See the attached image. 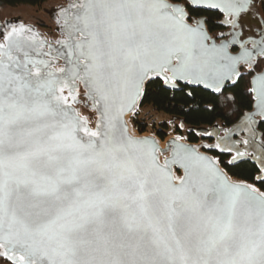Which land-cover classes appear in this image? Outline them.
Masks as SVG:
<instances>
[{
  "label": "snow or ice",
  "instance_id": "obj_1",
  "mask_svg": "<svg viewBox=\"0 0 264 264\" xmlns=\"http://www.w3.org/2000/svg\"><path fill=\"white\" fill-rule=\"evenodd\" d=\"M257 2L65 0L55 46L31 26L0 27V264H264V192L191 149L177 187L154 142L127 136L122 119L154 76L220 93L242 66L251 75L264 30L231 55L236 40L207 43L191 13L218 9L236 29ZM251 83L264 116V69ZM79 85L94 129L74 108Z\"/></svg>",
  "mask_w": 264,
  "mask_h": 264
},
{
  "label": "water",
  "instance_id": "obj_2",
  "mask_svg": "<svg viewBox=\"0 0 264 264\" xmlns=\"http://www.w3.org/2000/svg\"><path fill=\"white\" fill-rule=\"evenodd\" d=\"M168 2L171 3L169 0ZM63 4H65V0L62 3L56 5L55 7L50 8L49 10H44V14L53 25L52 33L55 35V37L53 38L48 37L44 33L40 32L36 25L22 22V20L19 17L11 18L3 22L0 21V27H3L10 22L22 23L24 25L31 26L40 35L41 38L45 39L46 41L52 43L55 46V41L61 38L60 33L57 31V25L55 23L57 19L56 10H58L59 7ZM198 10H202L207 13H218L222 16V20L219 23V25L227 30L219 33L215 39L210 36L207 30L206 27L207 19L205 17H200L197 19H201L205 22L204 30L209 38L207 43L209 44L215 43L217 46H219L221 44L229 43L230 41L235 39L236 40L235 44L229 43L228 52L231 55H236L237 52L240 51V44L242 43V34L239 30V26L236 29H233L230 25H226L222 23L225 17L224 14L219 12L218 9H198ZM248 13L249 12L242 14L238 18V23L239 20L243 16H246ZM197 19H192V21H195ZM257 19L259 20L261 31L264 30V24L262 20H260L259 18ZM234 33L235 35H233ZM259 33H258V39L256 40L260 39ZM251 41L253 40H250L245 43V46L248 49H252ZM233 49H236L237 52L233 53L232 52ZM45 51H47L46 48ZM63 63H64L63 60L56 61V67L57 68L62 67ZM244 67L246 66H242L240 69L242 68L244 69ZM262 69H264V67ZM245 74L248 73L246 71L241 72V78ZM256 74L257 72L253 71L249 81V89L252 87L251 81L253 79V76H255ZM239 80L240 79L237 80V83ZM152 82H159L164 90L170 92H177L180 91L182 88H187L188 89V91L186 92L187 95H190V90H201L211 94H216V92H213L211 89L204 88L202 84H196V83L187 84L183 80L176 81L175 86H173V84L171 83L165 84L163 79L154 76L144 82L142 95H140L139 98L137 99L135 107L131 111H126L122 117L124 122V127H126L127 129V133H126L127 136L131 137L133 140H149L154 142L155 147L159 150L156 154V163L159 166L163 167L165 161L166 160L168 161L167 171L170 173L173 179V184L176 185L177 187L179 186V181L185 177V166H188L190 171L194 169L196 162L191 158L190 154H186L183 151L184 149H191L194 150L195 156H203L208 160L216 161L217 168L229 179L231 183L253 185L259 191H261L258 188V185L264 183H262L258 179V177L264 176V172H261V166L264 165V140H263V133L260 131V126L261 124H264V116H261L259 114V109L257 107V101L254 98V93L248 91L252 98L251 109L249 111L244 112L239 117V119L232 125L228 127H221L219 126V124H214L210 127H199V128L187 127L185 126L182 119L171 117L165 122V125L171 127L174 124V122H178L180 131H184L185 134L184 135L169 134L163 140H161L157 138L154 134L140 133L138 128L134 127L131 122L132 118H134L137 115L139 109L142 106L147 86ZM235 85H233L230 81H228L226 82L225 87L222 88L221 92H223L226 89H230ZM78 87L80 92L78 98L79 102L74 105V108L78 110L81 113V115L86 116L88 118L89 120L88 127L94 129L97 114L95 111L92 110L91 101L86 99L84 95L83 86L79 85ZM187 134L199 138L200 142L198 143L189 142ZM81 135H83V133H81ZM245 141H247V143H245ZM217 144L220 145L219 148L216 147ZM237 151L244 152L245 153L244 157L240 158L235 163L230 164L229 161L232 160V157L236 155ZM212 152H215L219 155L229 156V159L227 161V165L229 167L237 166L245 162L250 163L252 166H254L257 170V174L254 178V184L238 181L230 177L227 174V172L221 167L218 158H215L211 155Z\"/></svg>",
  "mask_w": 264,
  "mask_h": 264
},
{
  "label": "trees",
  "instance_id": "obj_3",
  "mask_svg": "<svg viewBox=\"0 0 264 264\" xmlns=\"http://www.w3.org/2000/svg\"><path fill=\"white\" fill-rule=\"evenodd\" d=\"M51 0H0V11L4 9H17L20 7L39 9L44 7ZM172 2V0H170ZM191 16L204 15L208 18V30L215 32L219 29L215 21L219 19L218 14L206 15L201 11ZM42 28V30H41ZM39 30L44 31L49 37H55L52 34V25L48 24L41 26ZM52 34V35H51ZM249 78L243 77L238 83L223 92L211 94L200 90H190V95H187V89H181L177 92L166 91L161 87L159 82L150 83L145 91L142 106H152L159 113L168 118L176 117L183 120L187 127H210L214 124H224L230 126L235 123L239 117L246 111H249L252 106V98L249 94ZM139 115L132 118V125L144 133V127H138ZM165 125V122L160 123ZM155 130V129H154ZM260 131L263 133L264 140V124H261ZM189 142H195V138L191 136ZM221 167L227 174L245 183L254 184V178L257 170L250 163H242L237 166L229 167L225 160L220 161ZM264 192V186L258 187Z\"/></svg>",
  "mask_w": 264,
  "mask_h": 264
},
{
  "label": "flooded vegetation",
  "instance_id": "obj_4",
  "mask_svg": "<svg viewBox=\"0 0 264 264\" xmlns=\"http://www.w3.org/2000/svg\"><path fill=\"white\" fill-rule=\"evenodd\" d=\"M258 9H259V12H257ZM195 11H201V12L205 13L206 15L218 14V13H207V12H204L202 10H194L191 13V15H194L196 13ZM218 15L220 17H219V19L217 21H215V24L218 25L219 29L216 30L215 32L214 31L211 32V31L208 30V27H207V25H208V18L206 16L201 15V16H197V17H195V16H191V17H192V19H197V18H200V17H205L207 19V21H206L207 30H208L210 36L215 39L219 33L224 32V31L227 30L224 27H222V26L219 25V23L222 20V16L220 14H218ZM247 16L253 22L255 21V24H252L250 28H247L248 31L245 32L241 28V26H240V20H239L238 25H239V30H240V32L242 34V43H246V42H248L250 40H256V39H258V33L261 32V27H260L259 20L257 18H259L260 20H262V22L264 24V9H261L259 3L257 2L255 8L252 9L251 11H249V13L246 16H243V17H247ZM232 52L235 53V52H237V50L236 49H233ZM263 67H264V63H261L260 66H259V68H257L255 71L256 72H259ZM240 71L243 72L244 69L242 68V69H240ZM251 76H252V74L251 75L245 74L243 77L249 78V81H250ZM182 89H184V88H182ZM187 91H188V89H187ZM219 126H221V127H227L224 124H221ZM144 133L154 134L157 138H159L161 140H163L169 134H175V135H184L185 134L184 131H180V129H179V123L178 122H174V124L171 127H169L167 125H158V127L155 130H154V128H150V129L146 130ZM191 136H193V135L187 134L188 139ZM193 137L195 138V142H192V143H198V142H200V139L199 138H197L195 136H193ZM208 143H211V142H208ZM211 155L213 157H215V158H218L219 162L221 160H225V163H227V161L229 159V156L219 155V154H217L215 152H212ZM260 186H264V184L258 185V187H260Z\"/></svg>",
  "mask_w": 264,
  "mask_h": 264
},
{
  "label": "rangeland",
  "instance_id": "obj_5",
  "mask_svg": "<svg viewBox=\"0 0 264 264\" xmlns=\"http://www.w3.org/2000/svg\"><path fill=\"white\" fill-rule=\"evenodd\" d=\"M63 1L64 0H51L50 4L48 3L47 5L39 8V9H30V8H24V7H20L17 9H10V10L4 9V10L0 11V21L3 22L5 20L11 19V18H18L19 17L22 20V22H24V23L36 25L38 30H39L41 28V26L44 27V25L48 24V22L51 24L49 19L44 14V10H49L50 8L55 7L56 5L62 3ZM257 12H259V9ZM252 24H255V21L253 22L252 20H250L248 16L242 17L240 19V26L243 29V31H245V32L248 31L247 28H250ZM41 30H42V28H41ZM41 30H39V31L44 33V31H41ZM52 32H53V25H52ZM46 36H48V35H46ZM168 119L169 118L167 116L160 114L157 118L156 124L151 128L156 129L158 127V125H160V123L166 122ZM148 129H150V128H148Z\"/></svg>",
  "mask_w": 264,
  "mask_h": 264
},
{
  "label": "built area",
  "instance_id": "obj_6",
  "mask_svg": "<svg viewBox=\"0 0 264 264\" xmlns=\"http://www.w3.org/2000/svg\"><path fill=\"white\" fill-rule=\"evenodd\" d=\"M137 114L139 115V119L136 125L138 127H144L147 130L156 124L157 118L161 113L152 106H142Z\"/></svg>",
  "mask_w": 264,
  "mask_h": 264
}]
</instances>
